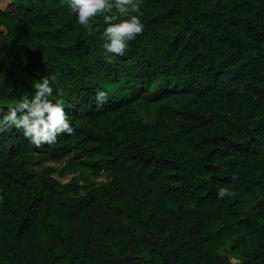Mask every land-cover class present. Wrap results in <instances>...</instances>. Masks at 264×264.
Returning a JSON list of instances; mask_svg holds the SVG:
<instances>
[{"label": "trees", "instance_id": "16d2710c", "mask_svg": "<svg viewBox=\"0 0 264 264\" xmlns=\"http://www.w3.org/2000/svg\"><path fill=\"white\" fill-rule=\"evenodd\" d=\"M135 2L123 55L67 0L0 10V105L53 73L75 129L0 133V264H264V0ZM65 158L111 179L76 193L46 164Z\"/></svg>", "mask_w": 264, "mask_h": 264}, {"label": "clouds", "instance_id": "9594fccd", "mask_svg": "<svg viewBox=\"0 0 264 264\" xmlns=\"http://www.w3.org/2000/svg\"><path fill=\"white\" fill-rule=\"evenodd\" d=\"M67 4L77 23L89 31L96 18L102 17L104 26L101 36L105 53L125 54L129 42L144 29L141 20L143 12L135 0H67ZM56 79L53 73L43 76L34 81L35 91L31 98L24 96L6 111L0 105V113H3L0 115V133L13 129L22 131L23 136L37 147L55 142L60 134H73L75 129L62 99H59L63 89L56 88L54 91L53 88ZM53 96L57 99H52ZM107 99V91L101 89L95 93L98 106H102ZM216 195L221 199L230 196L231 192L226 187H219Z\"/></svg>", "mask_w": 264, "mask_h": 264}, {"label": "rangeland", "instance_id": "374dc122", "mask_svg": "<svg viewBox=\"0 0 264 264\" xmlns=\"http://www.w3.org/2000/svg\"><path fill=\"white\" fill-rule=\"evenodd\" d=\"M9 0H0V10L7 7ZM174 105H179L180 103L176 100H173ZM152 108H147L140 106L139 107V116L145 121L153 120ZM67 162V158L58 161V162H47V165H52L57 168V171L53 173V175L61 180L62 183H67L69 185L70 190H74V186H77L74 192L83 193L87 191L89 188L94 186L103 185L108 182L111 178L107 176L105 172H101L98 174L92 173L88 170H80V169H72L68 170L64 173H61L62 168ZM233 264H240L238 259H232Z\"/></svg>", "mask_w": 264, "mask_h": 264}]
</instances>
